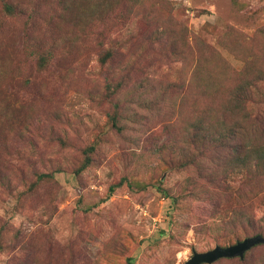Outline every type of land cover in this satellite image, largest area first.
<instances>
[{"label":"rangeland","instance_id":"obj_1","mask_svg":"<svg viewBox=\"0 0 264 264\" xmlns=\"http://www.w3.org/2000/svg\"><path fill=\"white\" fill-rule=\"evenodd\" d=\"M262 149L264 0H0V264H184L264 236ZM223 185L250 222L212 214Z\"/></svg>","mask_w":264,"mask_h":264},{"label":"trees","instance_id":"obj_2","mask_svg":"<svg viewBox=\"0 0 264 264\" xmlns=\"http://www.w3.org/2000/svg\"><path fill=\"white\" fill-rule=\"evenodd\" d=\"M5 10L6 11H8V13L11 15L12 14V12H13V10L11 9V7H9V6H6V8H5ZM15 15V14H14ZM235 94H238L237 92L235 93ZM237 96H239V95H236V97ZM115 125V124H114ZM249 156L247 157V156H244V157H241V158H239V161H245V162H248L249 161ZM247 160V161H246ZM235 163H237L236 162V160H235ZM262 165H264V150L262 149L261 150V152L260 153H258L257 154V157H256V162H255V166L256 167H258L259 166V168H258V171H257V169L255 170V171H252V172H250V173H248V175H251V176H253V177H257V175H258V172L260 171V167L262 166ZM264 181V179H262L260 182H263ZM218 190H220V192H218L217 194H216V200H215V202H217L218 203V205L217 204H214V202H213V204H212V207H213V209H211V212H212V214H214V215H218V217H222V218H225V219H227L231 224H234L235 222H237L238 220H243V221H247V222H250V220L248 219V217L246 218L245 217V215L244 214H242V217L240 218V219H237V216H235V215H233V213H231V212H234L235 210L236 211H238V214H239V209H241V212L244 210V208H241V207H238L237 206V204L234 202V201H236V199H238V198H241L242 196H241V192H240V188L238 189V190H235V191H231L232 190V188L231 187H228V186H222V188L221 189H219V188H217ZM215 194V193H214ZM213 194V195H214ZM222 195H225V196H227V197H229V198H232L233 199V202H232V205L231 206H229V207H220V203H221V201H223V200H225L226 199V197H222ZM243 196H248V195H243ZM250 200V202H251V198L249 197V198H247L245 201L246 202H248ZM244 204H245V202H244ZM244 204H243V206H244ZM260 222H264V215L262 216V217H260ZM256 235H259V236H262V237H264L260 232H257L256 233ZM261 245V244H260ZM257 246V245H256ZM255 247V246H254ZM253 247V248H254ZM251 250V249H250ZM247 253V252H246ZM245 253V254H246ZM244 254V255H245ZM236 258H238V257H236ZM240 259V258H239ZM214 264V263H213Z\"/></svg>","mask_w":264,"mask_h":264},{"label":"water","instance_id":"obj_3","mask_svg":"<svg viewBox=\"0 0 264 264\" xmlns=\"http://www.w3.org/2000/svg\"><path fill=\"white\" fill-rule=\"evenodd\" d=\"M264 245V237L256 235L245 238L243 241L227 247L216 246L214 249L197 253L193 252L192 257L184 264H213L220 259H232L244 257V254L256 245Z\"/></svg>","mask_w":264,"mask_h":264}]
</instances>
